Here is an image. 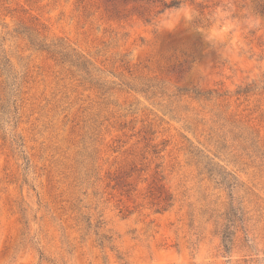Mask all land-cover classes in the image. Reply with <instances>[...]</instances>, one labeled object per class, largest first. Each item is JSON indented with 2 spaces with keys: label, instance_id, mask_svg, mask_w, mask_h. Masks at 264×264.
<instances>
[{
  "label": "rangeland",
  "instance_id": "obj_1",
  "mask_svg": "<svg viewBox=\"0 0 264 264\" xmlns=\"http://www.w3.org/2000/svg\"><path fill=\"white\" fill-rule=\"evenodd\" d=\"M0 264H264V0H0Z\"/></svg>",
  "mask_w": 264,
  "mask_h": 264
},
{
  "label": "trees",
  "instance_id": "obj_2",
  "mask_svg": "<svg viewBox=\"0 0 264 264\" xmlns=\"http://www.w3.org/2000/svg\"><path fill=\"white\" fill-rule=\"evenodd\" d=\"M176 6L175 2H171L167 7ZM243 209L234 205L231 201L228 204L226 211L223 213V222L220 225L218 234L220 235V249L222 254H229L231 252L233 237L236 228L239 226L243 230L244 222Z\"/></svg>",
  "mask_w": 264,
  "mask_h": 264
},
{
  "label": "clouds",
  "instance_id": "obj_3",
  "mask_svg": "<svg viewBox=\"0 0 264 264\" xmlns=\"http://www.w3.org/2000/svg\"><path fill=\"white\" fill-rule=\"evenodd\" d=\"M217 13L223 15V13H220V10L217 9ZM192 15V11L190 8H185L183 10V16L185 19H190ZM218 23V22H217ZM176 26V24H172L171 27L169 28L172 29ZM230 27V25H228L227 23L225 24V26L223 28H217V26L214 24L212 26L209 27L208 29V35L207 38L211 39V38H223V34L226 33L228 31V28Z\"/></svg>",
  "mask_w": 264,
  "mask_h": 264
}]
</instances>
